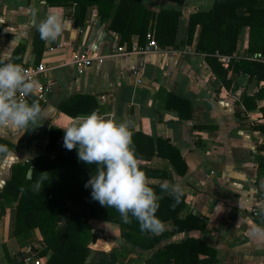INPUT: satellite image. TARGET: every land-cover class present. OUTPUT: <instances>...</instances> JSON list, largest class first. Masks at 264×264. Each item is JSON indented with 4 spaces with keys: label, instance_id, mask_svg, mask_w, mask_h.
I'll list each match as a JSON object with an SVG mask.
<instances>
[{
    "label": "crops",
    "instance_id": "crops-1",
    "mask_svg": "<svg viewBox=\"0 0 264 264\" xmlns=\"http://www.w3.org/2000/svg\"><path fill=\"white\" fill-rule=\"evenodd\" d=\"M138 1L155 14L162 9L182 12L176 45L144 53L141 49L147 37L142 45L137 34L131 37V47L122 44L121 35L110 29L112 16L102 19L94 4L88 6L84 23L79 25L81 6L73 1L0 0V55L7 53L13 63L21 65L45 62L47 70L40 80L52 88L40 126L15 131L4 126L0 144H11L9 149L15 155L9 159L0 154V190L13 165L32 162L45 150L51 127L62 130L70 118L95 110L117 122L130 121L139 167L152 172L146 175L149 186L160 195L161 183H179L184 196L179 217L199 216L205 220L206 230H180L156 247L144 249L125 241L119 223L92 219V231L101 236L92 245L86 264H92L94 258L97 264L101 257L120 249L126 257L120 256L115 264H144L158 248L188 237L216 250L214 256H202L201 264H264V237L252 235L253 226L264 228V215L258 207L264 203V132L256 128L264 124V98L259 97L264 81L236 72L232 63L225 67L231 80L227 88L206 55L197 50L201 24L196 26L193 42L181 44L188 38L190 15L210 11L215 0ZM50 15L67 23L56 41L46 42L36 31L40 21ZM150 31L156 34L155 22ZM249 39L250 29L244 27L234 53L225 55L250 59L254 52L249 51ZM36 44L42 47L39 62ZM80 46L92 56H103L104 62H94L80 74L73 61ZM34 99L30 96L27 101ZM158 139L181 151L188 165L186 173L170 158L153 154ZM16 210V202L8 205L0 197V264H9L8 253L18 259L22 254L34 258V247L43 240L38 229L28 239L15 236L12 219ZM162 222V232L174 230L173 220ZM51 254L49 251L42 264ZM28 257L26 264H34Z\"/></svg>",
    "mask_w": 264,
    "mask_h": 264
},
{
    "label": "trees",
    "instance_id": "trees-1",
    "mask_svg": "<svg viewBox=\"0 0 264 264\" xmlns=\"http://www.w3.org/2000/svg\"><path fill=\"white\" fill-rule=\"evenodd\" d=\"M65 0H46L52 3ZM81 6L77 16L79 25L84 23L89 5H97L102 19L112 16L110 29L121 35V43L131 47V37L137 34L140 44H146L147 34L156 23L155 38L159 46L176 45L178 23L182 12L178 9H162L158 14L151 12L138 0H69ZM183 2L185 0H176ZM115 7V10L113 11ZM113 11V14H112ZM197 24H201V32L197 42V50L206 55V61L217 78L227 87H231L228 70L216 57L217 53L232 55L236 50L238 36L244 27L250 29L249 51H264V2L262 0H215L214 7L207 12L197 11L190 15L188 38L181 44L193 41ZM39 32L36 31V35ZM24 49V46H19ZM42 47L35 45L37 60ZM236 72L248 75L251 79L264 81V63L248 58L233 59ZM237 88V85L235 86ZM174 98H178L173 96ZM259 97L264 98V85L259 87ZM38 99V98H36ZM180 101L184 99L178 98ZM41 108L45 103L38 99ZM249 100V99H248ZM251 100V98H250ZM187 101V100H186ZM250 106V103H248ZM62 108H65L61 104ZM264 114V106L261 108ZM76 114V113H74ZM264 132V124L256 127ZM64 131L51 127L45 150L36 155L32 162L18 163L12 166L11 176L0 190V197L6 204L17 203L16 218L12 219V231L20 239L32 236V230L38 229L43 237L40 246L34 247V255L38 258L48 256L44 264H86L92 245L101 236L99 231L93 232L92 219L117 222L121 225V234L132 247L150 249L162 240L173 236L180 230H206V222L199 216L189 214L179 217L184 207V196L173 209L172 197H164L159 201L156 216L161 221L173 220L174 230L151 235L141 231L139 223L131 218L130 224L122 222L115 208L101 206L91 197V188L85 183L95 172V165H88L78 160L76 149L67 150L63 146ZM11 148V144H7ZM264 147V145H263ZM153 154L170 158L182 173L188 170L181 151L169 141L158 139L153 146ZM33 168L32 177H28ZM145 172V171H144ZM43 173V174H41ZM152 172L146 171L145 174ZM124 249L115 250L109 257L100 258L97 264H115ZM216 250L202 240L188 237L180 242L167 243L158 248L151 259L144 264H201L202 256H214ZM128 257V256H127ZM9 264H26L22 254L20 259L7 254Z\"/></svg>",
    "mask_w": 264,
    "mask_h": 264
},
{
    "label": "clouds",
    "instance_id": "clouds-1",
    "mask_svg": "<svg viewBox=\"0 0 264 264\" xmlns=\"http://www.w3.org/2000/svg\"><path fill=\"white\" fill-rule=\"evenodd\" d=\"M65 23L58 16L50 15L40 21L37 31L42 40L56 41ZM38 87L39 82L29 79L21 64L13 63L7 53L0 55V126L15 131L41 125L43 110L39 100L29 103L27 99L18 98L34 95ZM130 128V121L117 122L94 110L70 118L68 126L62 128L63 146L67 150L76 149L79 161L96 166L85 183V188H91L94 201L115 208L125 224L135 218L141 231L160 233L164 224L156 216L159 201L165 194L171 196L175 203L170 207L174 209L183 190L179 183L165 181L159 185L161 194L158 195L149 186L145 172L139 167ZM0 154L9 159L15 155L5 144H0ZM258 207L264 215V203ZM252 235L264 237V228L253 226Z\"/></svg>",
    "mask_w": 264,
    "mask_h": 264
},
{
    "label": "built area",
    "instance_id": "built-area-1",
    "mask_svg": "<svg viewBox=\"0 0 264 264\" xmlns=\"http://www.w3.org/2000/svg\"><path fill=\"white\" fill-rule=\"evenodd\" d=\"M147 40H148L147 44L141 49L142 52L150 53V52L160 49L156 41L154 32L150 31L147 34ZM119 50H123V48H119ZM216 57L221 62V64L226 68L231 67L232 60L234 59V56L232 57V56L223 55L220 53H217ZM250 59L255 62L257 61V62L264 63V52L256 51L250 55ZM73 61L78 66V72L82 74L85 71V69L92 66L94 62H97L99 64L103 63L104 57L100 55L92 56L89 51H86L83 47L80 46L78 47L77 51L74 53ZM22 67L25 70V75L29 79H35L39 82V87L35 90L34 95H29L28 97H18V98L28 99L30 96H35L41 101L46 102L49 98L52 88L49 83H44L40 80L41 75H43L47 70L45 62H40L37 64H31V65L24 64L22 65ZM3 130H4V126H0V142L3 137ZM252 213L254 215H258V210L253 209ZM30 252L32 251L30 250ZM42 259L43 258H38V257L32 258L31 256L28 257V260L32 261L34 264H42Z\"/></svg>",
    "mask_w": 264,
    "mask_h": 264
},
{
    "label": "water",
    "instance_id": "water-1",
    "mask_svg": "<svg viewBox=\"0 0 264 264\" xmlns=\"http://www.w3.org/2000/svg\"><path fill=\"white\" fill-rule=\"evenodd\" d=\"M32 173H33V168H31V169L29 170L28 177H32ZM24 257H28V255H27V254H24Z\"/></svg>",
    "mask_w": 264,
    "mask_h": 264
},
{
    "label": "rangeland",
    "instance_id": "rangeland-1",
    "mask_svg": "<svg viewBox=\"0 0 264 264\" xmlns=\"http://www.w3.org/2000/svg\"><path fill=\"white\" fill-rule=\"evenodd\" d=\"M101 256H102V254H101L99 257H101ZM94 257H95V256H94ZM95 260H96V258H94V260H93L92 264H94V263H95V262H94Z\"/></svg>",
    "mask_w": 264,
    "mask_h": 264
}]
</instances>
